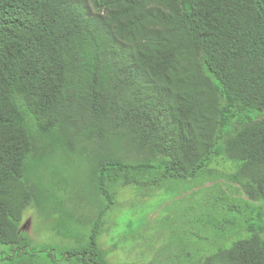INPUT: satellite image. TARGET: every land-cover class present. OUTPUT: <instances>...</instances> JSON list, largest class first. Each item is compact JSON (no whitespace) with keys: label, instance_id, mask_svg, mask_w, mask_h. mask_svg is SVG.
I'll return each mask as SVG.
<instances>
[{"label":"trees","instance_id":"obj_1","mask_svg":"<svg viewBox=\"0 0 264 264\" xmlns=\"http://www.w3.org/2000/svg\"><path fill=\"white\" fill-rule=\"evenodd\" d=\"M76 158L92 164L81 220L64 207ZM201 175L264 204V0H0V264L58 255L22 233L31 205L59 212L65 264H111L123 190ZM220 216L151 264H264V222L222 233Z\"/></svg>","mask_w":264,"mask_h":264},{"label":"rangeland","instance_id":"obj_2","mask_svg":"<svg viewBox=\"0 0 264 264\" xmlns=\"http://www.w3.org/2000/svg\"><path fill=\"white\" fill-rule=\"evenodd\" d=\"M72 164L74 169L70 177L73 186L64 207L75 215V219L81 220L88 215L87 210L91 206L81 192L92 185V164L80 158H76ZM220 168L225 171V166ZM205 184L204 175L188 182H174L156 192L158 195L154 198L140 197L141 194L135 187L123 190L119 206L108 221L107 233L102 242L108 253L116 251V255L111 258V264H151L161 254L197 250L195 244L198 241H192L191 233L193 230L203 233L204 236L206 233H214L210 225L212 214H221L219 228L222 233L237 232L241 227L249 225L246 219L248 215L255 214L256 220L264 222L263 203L249 205L246 194L243 193L229 202L224 200L223 194L233 188V181H220L215 192L211 191L214 182L207 186ZM212 195L219 198V206L211 203L209 198ZM74 197L76 200L72 199ZM213 200L216 201L217 198ZM54 212L51 208L40 211L33 205L25 212L22 226L25 237L38 249L52 248L54 254L58 253L52 259L46 252L38 251L39 257L35 264H65L61 260L60 252L64 248L73 249L77 245L76 242L52 231L53 219L50 218ZM58 216L59 212H55L54 218ZM69 228L73 229V226ZM0 250L4 255H12L9 247L0 246ZM3 264L22 263L15 259ZM25 264L31 263L25 260Z\"/></svg>","mask_w":264,"mask_h":264}]
</instances>
